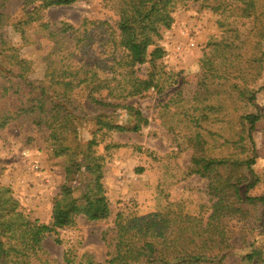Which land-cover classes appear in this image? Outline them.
Here are the masks:
<instances>
[{"label":"trees","instance_id":"1","mask_svg":"<svg viewBox=\"0 0 264 264\" xmlns=\"http://www.w3.org/2000/svg\"><path fill=\"white\" fill-rule=\"evenodd\" d=\"M21 1L23 16L11 21L6 11L12 0H0V130L13 121L31 122L48 132L51 156L65 155L68 164L48 223L30 217L12 188L0 182V264H32L48 234L74 227L80 217L103 221L111 216L104 183L106 155L97 150V134L139 132L149 124L140 107L122 101L163 89L167 50L160 44L162 29H170L176 9L192 0H103L115 15L113 22L86 17L79 25L51 22L46 16L50 8L78 0ZM261 1L208 4L217 13L249 20L251 26L247 33L231 28L212 39L200 59L194 96L171 97L158 110L161 124L182 136L184 148L191 150L188 175L207 181L208 202L201 208L209 214L166 211L131 216L119 211L104 261L70 249L63 262L54 264H224L235 235L245 239L260 222L264 224V194L250 193L262 180L254 169L259 150L253 135L264 123L255 88L264 73ZM7 26L20 34L21 47L32 43L28 34L32 28L53 42L45 56L44 79L30 78L32 61L20 56L21 47L9 39ZM81 91L98 110L125 109L133 122L123 124L104 112L95 114L96 132L83 143L79 126L85 114L73 99ZM230 221L242 223L241 229L236 232ZM247 258L264 261L258 249Z\"/></svg>","mask_w":264,"mask_h":264},{"label":"rangeland","instance_id":"2","mask_svg":"<svg viewBox=\"0 0 264 264\" xmlns=\"http://www.w3.org/2000/svg\"><path fill=\"white\" fill-rule=\"evenodd\" d=\"M212 2L192 0L180 5L173 13L175 22L172 27L162 29L160 44L167 50L163 58V89L160 92L150 90L145 96L122 101L140 107L149 124L139 132L112 131L106 137L97 134V150L106 155L104 183L110 199L111 216L103 221L80 217L74 227L48 234L40 257L33 258L32 264L63 262L65 253L70 249L79 255L90 252L97 262L104 261L119 211L131 216L166 211L209 214V211L201 208L203 203L208 202L204 191L207 181L198 175H188L191 150L184 148L182 136L169 132L161 124L158 110L160 103L171 97L189 100L194 96L201 74L200 59L212 39L217 40L231 28L243 33L250 28L249 20L212 10L208 7ZM258 7L259 12L264 11V0ZM6 12L11 16V21L19 19L23 16L22 1L12 0ZM46 16L51 22L67 21L75 25L86 17L112 22L115 19L114 13L103 5V0H78L72 5L52 7ZM6 32L9 39L21 47L20 34L15 33L12 26H7ZM28 34L32 43L21 47L20 56L32 61L30 78L41 80L46 72L45 56L53 47V42L37 28H32ZM146 67L141 66L140 74L146 73ZM255 88L256 103L264 111V73L255 82ZM73 99L85 114L79 131L83 143H86L97 129L95 114L104 111L98 110L99 107L87 99L86 91L76 93ZM104 113L123 124L134 120L122 108H108ZM253 135L259 150L254 169L262 180L250 193L261 195L264 194V123ZM107 144L121 146L108 150L105 148ZM50 149L48 132L31 122L13 121L0 130V182L12 188L14 196L30 217L46 223L51 220L54 198L66 182L65 167L68 164L67 156L53 157ZM79 191L78 187L75 195ZM259 216L262 217V211ZM231 225L236 232L242 227V223L235 221H230ZM233 241L235 246L225 253L224 264H264L257 258H247V254L254 249H258L264 257L263 222L245 239L237 234Z\"/></svg>","mask_w":264,"mask_h":264}]
</instances>
